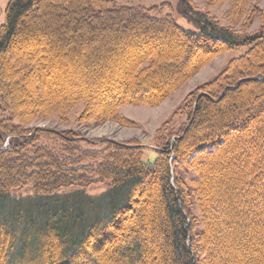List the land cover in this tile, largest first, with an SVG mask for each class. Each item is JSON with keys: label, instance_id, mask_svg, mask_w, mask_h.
I'll return each mask as SVG.
<instances>
[{"label": "trees", "instance_id": "obj_1", "mask_svg": "<svg viewBox=\"0 0 264 264\" xmlns=\"http://www.w3.org/2000/svg\"><path fill=\"white\" fill-rule=\"evenodd\" d=\"M180 4L183 15L198 30H187L173 17L158 15L156 9L119 6L115 0L9 1L6 24L0 26V114H9L0 121V264H114L115 253L122 264H159L160 260L151 258L156 236L164 244L165 264L169 260L171 264H264V101L244 109L249 97L239 92L247 87L250 94L261 91L264 95V72L256 74V70H264V26L255 34H237L220 28L190 0H180ZM57 11L64 16L61 20L77 23L71 34L75 30L80 35L82 31L98 32L99 19L113 17L117 24L123 23L122 29L110 25L105 31L113 28L120 33L117 38L121 40L115 43L121 42L124 57L118 61L128 60V70L116 63V68L105 65L96 72L98 77L87 82L89 88L92 84L104 93L107 106L99 107L94 95H62L47 85L48 75L64 71L44 66V56L40 58L36 48L40 40L34 33L49 34L53 42L49 21ZM52 22L54 31L63 24ZM31 23L34 30L28 28ZM168 31L186 41L185 60L193 56L195 61L201 55L194 68L217 54L249 49L230 62L222 81L212 82L186 103V125L179 134L160 140L154 163L143 161L146 149L142 147L103 141L94 146L100 148L95 151L85 148L72 133L24 127L30 119L62 113L63 107L82 101L86 108L97 109L90 113L101 120L115 118L124 105H156L193 72L165 89L149 85L157 65L173 66L167 64L173 57L145 47L150 33L171 34ZM29 45L32 51L21 53ZM191 51L194 54L188 53ZM118 55L121 57V49ZM82 60L94 63L88 52ZM126 71L129 81L112 80V72L121 77L119 72ZM246 73L249 76L238 82L239 87L223 93L220 101L227 107L215 109L218 92ZM104 77L109 84L103 82ZM26 92L27 99H21ZM227 111L234 113L225 117ZM16 120L19 126L14 125ZM210 124L219 127L202 133ZM238 141L242 152L236 154ZM204 157L211 162L202 161ZM188 163L198 176L194 194L204 227L199 231L196 219L188 217V191L179 189V167ZM209 164L226 165L214 186L204 180L210 173ZM95 179L108 182L110 188L96 195L87 193L85 189ZM155 180L160 193L152 219L134 229L132 240L123 248H104L121 237L125 218L138 215L141 209L135 207L138 201L134 199ZM130 210L131 215L126 216ZM200 252L204 258L198 256Z\"/></svg>", "mask_w": 264, "mask_h": 264}, {"label": "rangeland", "instance_id": "obj_2", "mask_svg": "<svg viewBox=\"0 0 264 264\" xmlns=\"http://www.w3.org/2000/svg\"><path fill=\"white\" fill-rule=\"evenodd\" d=\"M9 1L10 0H0V26L6 24V10ZM115 1H117V4L119 6L156 9L158 10V15L162 17H173L178 25L187 30H198L197 26L183 15L180 0ZM190 2L196 10L201 12V14L206 13L209 17L211 16L210 18L216 20L220 28L232 30L237 34H255L264 26V0H190ZM56 14L57 15L55 16V18H51V21H49L51 25V33L54 34L53 42H51L49 34L48 36L46 33H41L40 36L38 33H34L40 40L36 48L40 49L39 57L41 58L44 56V58L42 59L44 66L47 69L53 68L55 69V71L60 67L63 68L64 71L62 72L61 70V72H52V75H48V78L46 80L47 85L54 90L60 91V94L62 95L75 93H80L81 95L84 93L90 94L92 96L94 95L96 96L97 103L100 104L99 107L107 106V101L105 103L106 98L104 96V93H100L99 89L95 86H92V84H90L91 86L89 88L87 82L92 81L91 78H94V75L98 77L99 75H97L96 72L98 70L100 71L101 68L102 70H104L105 65L107 67L114 68L116 67L113 66V63L119 64L121 67L124 66V68L126 65H128V60L124 62L123 60L118 61L119 59L124 57V55L122 54L124 50L122 49L121 42H119L121 39L117 38L120 36V33L113 28H111L110 31H105L106 28L110 25L122 29L123 23L117 24L116 20L113 17H109L107 19H99L100 21L98 23V27L100 30L98 32L82 31L83 33L82 35H80V33L75 30V35H73L74 33L71 34V29L78 27L76 25L77 23L74 24L73 22H70V24L69 20H61V18H64V16L60 12L57 11ZM52 21H59L60 24H63L60 25V28L54 31L52 29L54 28L52 27ZM67 23L68 26L70 25L73 27H63V25ZM29 26L30 27L28 28L34 30L32 28V23ZM42 29H44V26L42 27ZM47 30L49 31V29ZM114 30L118 33L114 32ZM170 33L171 34H168L166 32H159L157 34L155 33V36L154 33H150L151 37L149 38L148 44L145 48L147 50H159L164 56H167H165L166 58L173 57L169 60V62H167V64L170 63L173 66L166 65L165 62H163L162 64L159 63L154 69L155 71H153L152 73L153 79L150 80L149 85H153L156 88L165 89L166 87L171 86L174 82L180 81L182 77L190 71L193 72L191 73L188 80L184 81L174 91H171L168 96L164 97L156 105H124L118 109L117 116L115 118L101 120L97 117H93L92 115L94 114L90 113L91 110L93 112H96L98 110L94 108H91V110L86 108L87 104L82 101L77 104L63 107L61 110L62 113H55L49 116H41L35 119H30L24 125V127L27 130L35 129L41 131H51L58 134L72 133L76 138H79L80 141H82L81 144H83L85 148L94 149L95 151L100 148L99 146H94L103 141L142 147L146 149L144 150L142 156L143 161L145 163H154L155 160L159 157V150L157 149L156 145H158L160 140L164 142L167 136H170L171 134H179L178 131L180 130V128L186 125L188 120L186 103L189 100H192L191 98L194 99L196 93L201 91L203 88H206L212 82L216 81L217 79H221L222 81L223 77H225L223 76L224 71L230 64V62L242 57L249 49L243 47L217 54L214 57L210 58L208 61L202 60V62L204 63L194 68L192 67V65L196 60L201 58V55L198 54L199 57L197 56L195 58V61L193 60L194 58H192L193 56L190 55V57L185 60V54L187 53V47H185L186 41H184V39H182L178 35H174L172 32ZM116 39L119 40L118 44L115 43V41H117ZM201 44H204V42H201ZM32 48L33 47H31L30 45L29 47L26 46V48L23 49L21 53L23 52L25 54L26 52H31ZM112 49L116 50L113 51ZM120 49L121 57L118 55ZM85 52H88L90 56L93 57L94 63H87L82 60V55ZM188 53L191 55L194 54L193 51ZM100 62L104 63L103 66L100 64ZM72 68L73 70H75L71 71L70 69ZM256 72V74H258V72H264V70H256ZM112 73H114L112 74L114 75V77L111 75L112 80L118 81L121 79L125 82L130 80L129 72L127 71L119 72V74L121 73V77H115V72ZM107 75L108 73L104 76L106 77ZM62 76L64 77L62 78ZM248 76L249 75L246 73L235 80V83L225 84L226 87L224 86L223 90L221 92H218L217 94L219 95V97H217L218 99L216 98L215 100H217L218 104H214V108L217 109L219 105L221 107H224L227 103L222 102L223 99L220 101L223 93L229 91L230 89L239 87L238 82L240 80L242 81ZM103 82L109 84V79L105 78L103 79ZM0 84H3L1 78ZM32 84L34 87L36 81L34 80V83ZM239 92L249 97V101L245 105L244 109L255 107L254 105L256 103L259 105L260 102L262 104V102L264 101V95L261 91H258L257 95L256 92H252L253 94H250L247 87H242ZM21 96V99H27V92L22 93ZM226 107L227 106H225V108ZM232 113H229L227 111L224 116L226 117ZM8 115V113L0 114V121L3 118H8ZM28 118L29 117H26L25 119L27 120ZM85 119H88V121H86ZM13 123L16 126H19L20 124L18 120L14 121ZM216 126L217 125L211 126L210 124V127H208V129H204L202 133H207L213 128L219 127ZM239 143L240 142L238 141L239 147L237 149L238 153L236 154L242 152ZM202 161L211 162V159L210 157H204ZM206 166L207 164H204L203 167L205 168ZM209 166H211V169L209 171L210 173L204 177V180L210 182L212 186H214L215 184H217L215 182L216 177L218 178L220 170L226 168V165L219 164L212 166L209 164ZM214 170H217V173ZM178 178V180H180V191H188V194L186 195L187 198L185 197L188 201L186 202L188 207V217H190V219L192 220L196 219V221L198 222V225L196 227L197 231L203 230L204 227L201 223L202 214L196 202L197 197L194 194V190L196 187L194 182L198 180V176L192 170V166L190 165V163H188V166L179 167ZM100 182L101 181H98V179H95L94 183L90 187L85 189L87 193L96 195L110 188V184L108 182ZM232 186L234 187V184H232ZM215 187L217 188V186ZM26 191L27 189L23 190V194ZM17 193H19L20 195L22 192ZM159 193L160 187L157 183V180H155V182H153V184L150 185V187H148L147 189L140 190V192L137 193L134 199V201H138L135 207L141 209L140 211L145 209V212L142 213L139 211L136 217L133 216L130 219L127 217L129 220L125 218L124 227L120 232L121 237H118L115 241L113 240L114 242L106 245L104 248H112L117 250L120 247L123 248L125 244L132 240V231L134 229H138L142 225L146 226L147 221L152 219L153 212L156 208V202L159 198ZM145 200L146 202L144 204L143 202ZM131 213L132 211L130 210L126 216H130ZM123 215L125 217V214ZM141 231L143 230L141 229ZM155 239L156 243H153L151 245V251L153 252L151 254V258H153V260L155 261L160 260L158 262L159 264H165L166 256L165 253H163V241L159 236H156ZM196 243L197 242H194L193 244L195 245ZM197 244L199 245L200 243ZM115 250L111 251L112 255L114 254ZM114 256V264L123 263L116 253L114 254ZM198 256L200 258L205 257L203 252H200ZM227 257L230 258V256ZM168 258L170 257L168 256L167 259ZM168 263L171 264L170 260Z\"/></svg>", "mask_w": 264, "mask_h": 264}, {"label": "water", "instance_id": "obj_3", "mask_svg": "<svg viewBox=\"0 0 264 264\" xmlns=\"http://www.w3.org/2000/svg\"><path fill=\"white\" fill-rule=\"evenodd\" d=\"M259 80H261V79H259Z\"/></svg>", "mask_w": 264, "mask_h": 264}]
</instances>
